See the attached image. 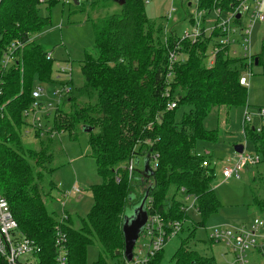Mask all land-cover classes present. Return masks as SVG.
<instances>
[{
  "label": "trees",
  "instance_id": "1",
  "mask_svg": "<svg viewBox=\"0 0 264 264\" xmlns=\"http://www.w3.org/2000/svg\"><path fill=\"white\" fill-rule=\"evenodd\" d=\"M101 1L91 0L90 8L94 10ZM229 1L197 0L198 8L207 11ZM123 2L118 13L92 24V49L84 54L80 68L82 84L75 88L71 77L53 82L55 60H47V52L32 40L33 35L50 24L49 16L40 15V5L45 3L50 11L60 2L0 0V106H4L0 118V195L8 204L18 231L41 248L40 264H56L57 216L46 207L52 204L54 187L44 182L45 176L52 172L46 166L53 160L52 145L42 143L43 138L35 132L38 148L26 147L23 137L29 126L23 112L31 104L34 82L66 86L68 93L53 114V124L51 117H45L44 125L59 134L70 135L79 128L90 129V155L101 178V183L89 190L93 204L86 217L73 220L66 213L65 223L61 225L66 235L67 264H87L86 249L94 243L101 248V254L91 264H108V259H119L124 264L121 229L126 218L124 210L129 203L137 208L145 194V207L151 200L152 213L180 222H187L183 198H195L201 220L192 223L184 242L173 254V264H217L213 257L201 256L187 245L195 229L203 228L206 219L220 209L210 187L215 176L212 157L197 153L195 143L198 140L215 143L219 139L216 130L208 131L203 125L212 110L245 107L247 90L239 84V78L247 67L261 68L264 79V40L260 53L253 56L249 65L244 58H231L222 50L211 67L207 66V50L217 46L216 34L210 38L203 36L196 44L184 43L187 60L174 67L170 83V96L176 99V107L167 110L166 99L161 97L167 57L165 38L170 46L176 34L169 29L166 37L167 21L147 19L142 0ZM77 3L74 0L68 3L71 13L81 10L80 1ZM27 40L31 42L16 52L15 62L2 69L1 58L6 47ZM180 109L183 113L176 122L175 115ZM246 138L260 157L256 168H263L261 176L250 178L249 188L251 207L264 220V197L254 188L260 181L259 191L264 195V126L259 132L246 129ZM147 140L150 145L146 144ZM151 152L159 155L157 168L151 170L153 175L146 176L135 169L128 178L124 167L129 159L149 163ZM161 253L162 250L157 252L148 264H160Z\"/></svg>",
  "mask_w": 264,
  "mask_h": 264
},
{
  "label": "rangeland",
  "instance_id": "2",
  "mask_svg": "<svg viewBox=\"0 0 264 264\" xmlns=\"http://www.w3.org/2000/svg\"><path fill=\"white\" fill-rule=\"evenodd\" d=\"M81 10L75 13L70 12L68 4L62 2L55 4L50 11L45 8V3L39 7L40 15L50 17L49 26L43 28L40 32L33 35V41L42 46L44 51L51 53L52 59L59 62H67L71 64L72 85L76 88L82 84V76L80 73L81 61L85 52L89 53L93 45V30L92 24L110 15L119 12V5L113 0H103L100 6L90 8L91 0H79ZM187 0H142L144 11L147 19L150 21H167L166 37L169 34V29H172L177 36H180L182 31L188 28V17L186 12H189V7L186 6ZM46 2V1H45ZM173 9L171 18L167 19V12ZM262 12L264 13V0ZM165 20V21H164ZM264 40V22L256 23L251 31L250 46L251 54L257 56L262 47ZM210 52L209 50H207ZM239 56V46L235 47ZM208 52V56H209ZM207 56V57H208ZM235 56L231 55V58ZM252 77L249 81L247 90L246 106L240 108H232L223 110L219 113L217 109L206 117L203 122L204 128L208 131H217L219 139L215 143H206L198 140L195 143V149L199 154H210L215 166L214 179L210 187L213 190L215 197L220 202V209L205 221L203 228H197L194 231V236L187 243L188 247L195 250L198 254L204 257H213L217 264H226V259L231 263L233 255L229 247L222 243L214 244L207 239L209 230L228 226L239 228L250 224L255 217H260L253 207H251V195L249 185L250 178L254 175L261 176L263 168L255 167L246 168L247 171H241L239 178L235 176L229 180L222 179V172L225 168H231L233 158L236 153L233 150L235 145L243 147V153L246 155L255 154L254 147L251 141L246 138L244 131L248 128L256 129L264 126V118H260L258 113L264 110V79L262 77L261 68H251ZM53 82L58 81L57 70L53 67ZM38 86L45 89L47 97L52 101L51 86L46 84H38L34 82V87ZM183 110L180 109L175 115V121L179 122ZM247 113L250 117L248 123H244V114ZM50 124H53V115L51 116ZM50 127V126H49ZM51 128V127H50ZM256 131V130H255ZM24 135L23 142L26 147L37 149L38 142L32 131ZM50 136V135H47ZM53 139L43 138L42 143L51 142L53 160L46 165L52 172L45 176L44 182L52 183L57 191L56 202L48 203V211H54L57 219L61 217V211H69L73 220L84 219L89 212L93 200L89 189L92 186L101 183V178L96 172V167L93 158L90 155L88 146V133H85L80 128L73 135L67 133L54 134ZM148 141V140H147ZM211 161V162H212ZM144 160H135L136 169L142 171ZM125 171L126 166L124 167ZM128 174V172H127ZM252 174V175H251ZM133 175V174H132ZM117 178V177H116ZM134 178L133 186H137ZM117 182L119 179H116ZM80 189V193L68 197L66 200L62 197V193L71 190L72 188ZM254 188L261 195L260 181H257ZM61 193V194H60ZM60 194V196H58ZM183 202L188 210L186 211L187 222H185L182 231L169 239L163 246L161 253L160 264H173V254L184 242L188 230L192 228V223L200 222V217L194 208H190L193 197L187 198ZM135 205L129 203L124 215L126 218H131L134 214ZM144 239L140 238L137 245L144 243ZM264 249V248H263ZM101 248L97 243H94L86 249V262L91 264L97 261ZM248 260L252 264H262L264 255H260L256 250H251L247 254ZM108 264H122L119 259H108Z\"/></svg>",
  "mask_w": 264,
  "mask_h": 264
},
{
  "label": "built area",
  "instance_id": "3",
  "mask_svg": "<svg viewBox=\"0 0 264 264\" xmlns=\"http://www.w3.org/2000/svg\"><path fill=\"white\" fill-rule=\"evenodd\" d=\"M44 0H40L43 2ZM63 4H68L71 0H58ZM188 12V28L182 31L180 36H173L170 46L166 42L167 57L166 66L163 78V90L161 97L166 99V109L173 110L176 107V99L170 96V83L173 80V70L177 65H182L186 62L187 56L183 52V44H196L203 36L210 38L215 37L217 46L213 47L209 52L207 66L211 67L214 63L215 56L218 52L226 50L227 56L244 58L249 65L252 62L253 55L251 54L250 35L253 26L256 23L264 22V13L262 12L263 0H230L224 6H217L211 11L198 8L197 0H187ZM173 9L167 12V19L172 16ZM167 33V28L165 27ZM171 35V34H170ZM31 42H12L3 51L1 58V68H7L16 60V52L22 51L24 46ZM239 46V56L235 51V47ZM47 60H53L51 53L46 54ZM54 67L57 70V79L59 81L70 79L72 67L70 63H59L55 61ZM252 77L251 69L247 67L239 78V84L244 87H249V81ZM68 88L66 86L55 85L51 89L52 101L47 97L45 89L35 86L31 91V104L24 110L23 117L28 124L24 131V135L37 132L40 138L47 135L53 137L54 134H59L52 131L50 127L44 125L45 117H51L59 108L62 99L67 95ZM1 95V91H0ZM4 106H0V118L3 117ZM260 118H264V110L258 113ZM250 117L247 113L244 114V123H248ZM151 123L148 124L149 129ZM260 129L256 128V132ZM245 133V131H244ZM150 145V141H146ZM159 155L157 152L149 154L150 170H155L158 165ZM260 157L256 154L246 155L243 152L236 154L233 158L231 168H225L222 172L224 179L239 177V173L246 167L259 164ZM137 163V161H136ZM207 164L204 162L203 166ZM128 178H131L136 169L135 159L131 158L126 163ZM80 189L72 188L69 191L63 192L62 197L66 200L72 194H79ZM189 196L185 197V201ZM195 209V198L190 206ZM151 200H148L145 210L147 219L143 230L138 237L144 239V243L137 245L132 250L130 261L125 260L124 264H148L155 254L163 249L165 243L178 235L185 224L177 220H166L163 216L151 212ZM185 212L188 207L185 206ZM196 210V209H195ZM67 216L64 210L61 211V217L57 220L58 224L54 227V262L56 264H67L68 249L66 245V235L62 232V224L65 223ZM207 239L214 243H222L229 247L233 260L228 264H252L247 257L251 250H263L264 248V220L256 217L247 226L239 228L222 226L208 231ZM41 248L31 239L24 237L19 231L14 218L12 217L6 200L0 195V264H40L39 254Z\"/></svg>",
  "mask_w": 264,
  "mask_h": 264
},
{
  "label": "water",
  "instance_id": "4",
  "mask_svg": "<svg viewBox=\"0 0 264 264\" xmlns=\"http://www.w3.org/2000/svg\"><path fill=\"white\" fill-rule=\"evenodd\" d=\"M118 5H123V0H113ZM74 3L78 5L77 0H74ZM254 65H257V58L254 59ZM91 130L86 129L84 130L85 133H89ZM233 150L237 154H241L243 151V147L241 145H235ZM143 173L146 176H152L153 173L151 172L147 160L144 162ZM147 199V194L143 197L140 204L134 211L133 216L131 218H124L122 224V234L124 239V249H123V257L125 260L130 261L132 257V250L134 248L135 242L137 241L138 237L140 236L143 227L145 225L147 219V212L145 210V201Z\"/></svg>",
  "mask_w": 264,
  "mask_h": 264
},
{
  "label": "crops",
  "instance_id": "5",
  "mask_svg": "<svg viewBox=\"0 0 264 264\" xmlns=\"http://www.w3.org/2000/svg\"><path fill=\"white\" fill-rule=\"evenodd\" d=\"M188 6V5H187ZM52 86H55V85H52ZM52 86L50 87V88H52ZM246 89V88H245ZM246 106V105H245ZM223 110H225L224 108H220V109H218V112L219 113H223L224 111ZM225 112H227L226 110H225ZM252 130H256V129H252ZM245 136H246V130H245ZM243 152V151H242ZM237 154V153H236ZM257 155V154H256ZM259 156V155H258ZM260 163V162H259ZM258 165V164H257ZM257 165H254V166H249V167H246V168H251V167H255V166H257ZM244 169V170H242V171H247L248 172V170L247 169ZM240 174V173H239ZM252 175V174H251ZM239 178V177H238ZM222 179L223 180H229V179H231V178H229V179H224L223 177H222ZM100 184V183H99ZM53 187H54V190L52 191V193H51V196H52V204L53 203H55L56 202V200H57V198H55L54 196L56 195L57 196V191L55 190V186L53 185ZM90 190V189H89ZM55 194V195H54ZM61 194V193H60ZM60 194L58 195V196H60ZM73 195H76V194H72L71 196H73ZM65 213H67V214H69L70 215V213H69V211L67 212V211H65ZM256 218V217H255ZM58 220V219H57ZM186 222V221H185ZM249 225V224H248ZM208 234V233H207ZM257 251V253H259L260 255H264V249L263 250H261V251H259V250H256ZM228 262H230V261H228L227 259H226V264H228ZM262 264H264V262L262 263Z\"/></svg>",
  "mask_w": 264,
  "mask_h": 264
}]
</instances>
